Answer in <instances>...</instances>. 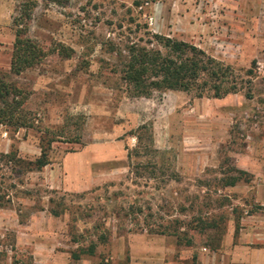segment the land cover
Returning <instances> with one entry per match:
<instances>
[{"label": "rangeland", "instance_id": "1", "mask_svg": "<svg viewBox=\"0 0 264 264\" xmlns=\"http://www.w3.org/2000/svg\"><path fill=\"white\" fill-rule=\"evenodd\" d=\"M59 1L0 0V76L27 95L30 124L0 125V154L15 151L32 162L44 146L49 156L32 172L0 160V264H264V0ZM16 19L24 37L47 53L18 76L9 68ZM145 31L192 44L241 76L255 62L250 90L221 99L172 91L128 96L112 72L118 64L108 42ZM58 45L69 55L59 56ZM143 124L152 128L156 160L173 167L179 183L154 190V181L147 188L142 179H126V148ZM229 164L251 180L218 192L227 200L218 249L195 232H185L192 238L186 246L173 235L139 231L123 217L132 200L150 203L165 221L161 206L176 217L175 208L189 207L202 181L209 197L197 205L209 203L211 211L212 178ZM52 208L62 214L53 217ZM103 229L107 244L93 256L71 257Z\"/></svg>", "mask_w": 264, "mask_h": 264}, {"label": "trees", "instance_id": "2", "mask_svg": "<svg viewBox=\"0 0 264 264\" xmlns=\"http://www.w3.org/2000/svg\"><path fill=\"white\" fill-rule=\"evenodd\" d=\"M49 1L60 3L59 0ZM135 5L138 6V4ZM34 7L35 3L31 2L22 17L29 20ZM130 22L133 23V20L130 19ZM14 27L16 28L14 51L9 68L10 74L18 76L26 69L40 63L47 53L24 37L26 29L21 19L14 21ZM108 45V53L114 56L118 64L112 72L119 76L120 81L125 85L126 93L133 98L148 99L154 93L172 91L193 93L196 98L221 99L243 90L249 91L252 80L255 78L253 73L255 62L252 63L253 68L241 76L232 67L207 55L192 44L149 31L137 37L127 38L125 42L109 41ZM58 46L59 56L69 55L66 47ZM26 96L22 90L0 76V125L15 128L30 126L23 111ZM249 96L248 94L247 97L250 98ZM131 135L135 139V145L131 149L126 148L129 174L126 177L127 180L131 179L130 176L142 179L143 187L147 188H150L149 184L154 181V190L170 182H180V177L173 167L164 168L156 160L161 153L155 148L152 128L149 125L138 126ZM47 150L48 147L40 146V155L32 162L19 159L15 151L0 154V160L5 165L22 166L24 172L40 171L49 164ZM212 180L215 184L213 186L215 197L212 200L215 207L211 211H208L209 203L197 205L198 199L206 200L209 197L210 185L207 181H202L197 186L199 191L193 196L194 200L189 201V207L178 205V208H175L178 214L176 217H172L173 215L168 211L169 207L166 209L161 206L160 210H164L169 218L165 221V217L157 214L159 210H155L148 202L141 205L138 200H132L127 205L125 212L123 210V217L136 225L139 231H145L148 234L173 235L179 244L186 240V246H191L192 238L186 239L185 232H195L207 237L210 249H218L225 234L223 210L227 202L226 198L218 192L224 188L234 187L239 182H249L251 175L229 164L224 169L220 167L217 176ZM202 188L205 191H202ZM174 194L177 195V191H174ZM236 212L237 209L233 208L232 213ZM49 213L53 217H59L62 214L53 208L49 210ZM179 216H182V219ZM234 227L235 235H237L238 217L235 219ZM97 230H100L99 226L94 227V231L97 232ZM108 235L105 229L94 234L93 239L89 240L86 246L80 245L78 253H73L71 257L78 260L82 255L93 256L99 245L107 244ZM71 241L76 244L80 242L75 236H72Z\"/></svg>", "mask_w": 264, "mask_h": 264}]
</instances>
